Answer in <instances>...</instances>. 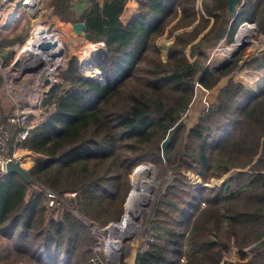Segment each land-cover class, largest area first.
<instances>
[{"label":"trees","instance_id":"trees-1","mask_svg":"<svg viewBox=\"0 0 264 264\" xmlns=\"http://www.w3.org/2000/svg\"><path fill=\"white\" fill-rule=\"evenodd\" d=\"M73 1L50 5L105 46V83L87 79L79 58L69 60L44 99L45 122L22 148L31 182L0 174V239L8 245L0 264H96L104 257L88 225L103 230L122 219L131 175L146 162L173 179L139 262L128 246L121 264H264V86L235 80L242 69L264 71V51L219 71L203 64L206 50L232 41L244 23L264 35V0H244L235 16L229 0H148L127 25L130 0H86L80 14ZM27 31L0 41V50L23 43ZM166 33L174 42L163 59L158 41ZM187 173L204 185L230 175L208 188L194 187ZM33 184L43 190L31 191ZM47 191L60 204L50 215ZM233 247L236 261L227 258Z\"/></svg>","mask_w":264,"mask_h":264},{"label":"rangeland","instance_id":"rangeland-1","mask_svg":"<svg viewBox=\"0 0 264 264\" xmlns=\"http://www.w3.org/2000/svg\"><path fill=\"white\" fill-rule=\"evenodd\" d=\"M76 1H78L79 3L82 2L81 0H74L73 3L75 4ZM242 2L246 3V1L244 0H242ZM254 2H256V0H254ZM39 6H40V9L34 14L25 13L23 15L24 17L23 18L21 17V21L16 26L12 27L9 33H6L5 31L6 33L5 36L7 37L6 39H13L14 37L25 32L26 30H28L27 31L28 34L23 43H16L15 45L8 47L9 48L8 50L10 52V55H9L10 57L8 58V60L4 61L0 58V124L5 122L4 120L5 117L8 118L9 116H12L14 113L19 111V109H17L15 106V102L13 101V98H16L18 95L20 96L21 93H23V89L21 88L23 76H20L19 77L20 79L18 78L19 79L18 80L17 79L18 72L16 69L15 70L12 69V65L17 60L21 62L22 61L25 62L28 59L30 60V56H27L25 53H22V47H19V46H23L29 39L31 32L35 30V28L42 23H46L48 27L53 29V34L58 35L59 37L58 43H60V45L62 46V54H59V56L61 55L60 57L62 60H60L61 63L56 73L58 75L55 74L58 84H56V86L53 88L54 90H57V86L59 87L61 83V77H60L61 71L66 68L67 62L71 60L73 57L79 58L80 64H81V67H80L81 71L83 72L85 77H87V79H89L90 81L93 80L89 74H90V70L94 69V70H97L99 78L94 79L93 81H96L99 83L104 81V78L102 76L101 67L103 66L105 46L103 44L90 45L86 41V38L84 39V36H81L79 38L78 35L73 30L72 26L74 25V23L62 21L61 18L58 16V14H56L54 7L50 5V0H41ZM139 15H140V9H139ZM244 24H250L251 26H254V29H255L254 39L256 40L257 47L251 44L249 45L247 44V46L244 47L241 53L239 54V56H243L242 57L243 60L241 63H243L244 61H247L249 58L255 55L261 54L264 51V35L258 34L256 25L254 23H244ZM240 28L241 26L235 30L232 41L231 39L228 40L227 38H225L221 40L216 46L206 50L207 60L203 63L205 66L212 68L214 66L215 56L223 52L224 48H230L236 43L237 35L240 31ZM173 42H174V36L171 37L169 33H166L158 41V46L160 48L163 59H167V56L169 54V49L172 46ZM17 47L19 48L16 49ZM55 52H57V50H54V53ZM186 52L189 55L190 50H187ZM196 58L197 57L190 56V59L192 62H194ZM56 59L57 58L52 59L50 63H53L54 60ZM83 65H85V67H83ZM51 67L53 68L54 66H51ZM11 69H12V72H11ZM263 76H264V71L255 72V71L248 70V69H242L241 71L236 72L235 80L257 91L258 89L262 87V85H264ZM11 77L12 78L16 77L17 80L11 81L12 80ZM10 86L12 87L11 90H9ZM198 110L202 111L201 108H198ZM43 112L45 113L43 105H42L41 108L36 109L35 112L32 114L34 116L32 120L35 122V128L41 123L45 122L46 118ZM24 158H27V157L24 156ZM29 160L30 159L27 158V161ZM31 162H32V165L36 164L35 160L33 161L31 160ZM142 166L153 167L154 168L153 174L155 175V178L157 179L158 182L160 181L162 183L160 187L154 190L155 200L141 212L140 217L138 218V220H136V224L138 226L137 232L132 234L129 237V239L125 240L124 245L121 247V249H119L117 253L116 259L110 258L108 254V244L111 240V237L113 236L111 229H114L116 225L120 224L123 217L126 215V205H125V213L122 219L118 223H111L107 228L103 230L99 229L94 224L88 225L97 241L95 252L97 253L102 252L103 257H104L102 258L101 256H98L96 259H94L93 262L96 264H99V263L100 264H121L122 257L125 255L128 249V246L129 248H131V253L129 255V258H130V261L133 262L136 260L137 253L140 251L143 253V251L147 248L148 246L147 241L152 240L151 238H149V235L151 234L150 225L156 215V211H157V207H158V203L161 198V195L165 192L166 188L170 185L173 179L172 177L173 173L170 172L164 166H157L156 164L152 162H146L138 166L134 170L133 174L131 175L130 194L133 190V184H134V178H135L134 173L138 168ZM249 169L250 167H247L243 171L251 172ZM0 174L2 175L1 170H0ZM229 175L230 174L226 175L221 180H213L212 183L207 184L209 186L208 188L210 187L214 188V187L222 185V183L226 180V178ZM186 176L188 177L192 185H194V181L197 179L202 184V180L197 175L192 174V173H187ZM194 187H198V186H194ZM34 190L41 192L43 189L33 184L31 187V191H34ZM48 192L54 196L53 199L49 197ZM46 194L48 197L47 203H48V211L50 215L54 209L60 208V204L56 200L57 198L56 194L50 191H47ZM75 196H76L75 193L66 194V198H75ZM58 215H59V212L55 216H58ZM0 244H1L0 254H2L3 252L6 251L8 245L5 243V240L3 239H0ZM254 246L255 245L245 248L244 252H246L247 254L251 256L253 253ZM238 253H239L238 249L236 247H233L231 254L227 257L228 260L236 261L238 257L237 256Z\"/></svg>","mask_w":264,"mask_h":264},{"label":"built area","instance_id":"built-area-1","mask_svg":"<svg viewBox=\"0 0 264 264\" xmlns=\"http://www.w3.org/2000/svg\"><path fill=\"white\" fill-rule=\"evenodd\" d=\"M40 2L41 0H0V30L2 29L8 31L12 27L16 26L20 21L16 22L15 24H11V22H14L16 20L15 18H23L24 13L34 14L37 12L40 9ZM39 28L44 29L39 31V34L36 35L35 32ZM48 29L50 30L49 33L42 34L43 31ZM50 35L56 36L57 39L59 38L57 34H53V29L48 27L46 23L40 24L35 28V30L31 32L27 42L23 46H19L22 47V53L30 56L29 53L26 52V49L33 48L32 45L34 43L35 48L39 52L48 53L57 49L58 43L52 42L49 39ZM48 42L53 43L56 46L49 49H44L41 47L42 43ZM3 56L4 55L0 52V58ZM31 59L32 57L30 56V60ZM23 63L26 64V62L22 61L18 67H16V62H14L12 65V69H16L18 72L17 79L20 76H23L21 83L23 93H21L20 96L18 95L16 98H13L15 106L17 109H19V111L14 113L12 116H9L5 122L0 124V170L2 174H7V165L9 163L19 164L20 166L24 167L25 163L27 162V158H24L21 152L25 142L28 141L32 131L35 129V122L32 120L34 116L32 114L36 109L42 107L45 97L53 92V88L56 86V84H58L55 74L58 71L61 61L58 63V66H55L56 72L53 75H50L47 72L48 69L54 65L53 63L39 60L35 62L32 67H29L31 63L25 66H23ZM83 67H85V65H83ZM17 79L16 77H13L11 81ZM47 81H49V83ZM9 88V90H11L12 87L10 86ZM201 185L202 184L200 181H198V179L194 181V186L199 187ZM48 195L50 198H54V196L49 192Z\"/></svg>","mask_w":264,"mask_h":264},{"label":"bare ground","instance_id":"bare-ground-1","mask_svg":"<svg viewBox=\"0 0 264 264\" xmlns=\"http://www.w3.org/2000/svg\"><path fill=\"white\" fill-rule=\"evenodd\" d=\"M27 5V4H26ZM16 20L14 22H11V24H15L18 21H21L20 18H15ZM41 27V26H40ZM44 28H39L35 34L38 35L39 31H41ZM255 36V29L254 27L250 25H244L240 28V31L237 35L236 43L231 46L230 48H224L223 52L215 56L214 59V65L217 64L219 61L224 59H229L233 52L243 43V41H246V43L249 45H253L257 47L256 40L254 39ZM49 39L52 42H57L58 39L56 36H49ZM33 48L29 49L27 48L26 52L29 53V55L32 57L31 60L25 61L26 64L23 63V66L29 65V67H32L33 64L39 60H42L44 62L50 63L52 59L57 58L53 62V68L50 67L48 69V73L50 75L55 74L56 69L55 66H58V63L60 62V56L59 54L62 53V46L59 45L57 52L54 53V50L51 52H39L35 48V43L32 45ZM90 77L94 79H98L99 75L97 70H90ZM154 168L150 166H142L138 168L135 171V178H134V184H133V190L129 196V199L126 204V215L123 217L120 224L116 225L114 229H111V232L113 233V236L111 237V240L108 244V254L110 258L115 259L117 257V253L119 249L123 246V242L129 237L136 233L138 230V226L136 224L137 217L141 215V212L147 208L152 202L155 200L154 196V190L162 184L160 181L158 182L155 178V175L153 174ZM161 191V190H160Z\"/></svg>","mask_w":264,"mask_h":264},{"label":"water","instance_id":"water-1","mask_svg":"<svg viewBox=\"0 0 264 264\" xmlns=\"http://www.w3.org/2000/svg\"><path fill=\"white\" fill-rule=\"evenodd\" d=\"M243 5V2L242 0H229V9H230V13L232 16H235L238 12V9ZM246 24H243L242 26H244ZM247 25H250V24H247ZM241 26V27H242ZM251 26V25H250ZM254 27V26H252ZM87 29V26L85 23L83 22H79V23H76L74 24V31L78 34V35H83L85 34V31ZM50 30H46V31H43L42 34L44 33H49ZM56 45L53 44V43H42L41 44V47L44 48V49H49L51 47H55ZM247 46V43L246 41H243V43L233 52V54L231 55V57L228 59H224V60H221L219 61L217 64H215L211 69L212 70H216V71H219L221 70L222 68H224L225 66H228L229 64H231L234 59L236 57L239 56V54L241 53L242 49L244 47ZM21 64V61H16V67H18L19 65ZM102 68V67H101ZM49 83V81H47ZM91 82H95V83H99V82H96V81H91ZM105 81L101 82L100 84H104ZM57 89H58V86H57ZM169 141H166L164 143V153H165V156L167 155V152H166V149H167V146L169 145ZM7 173H17L19 174L20 176H22L26 181L28 182H31V177H30V174L29 172L27 171V169H25L24 167L20 166L19 164H14V163H9L7 165ZM205 187H209L208 185H205ZM140 216L137 217V220ZM125 241L123 242V245H124ZM142 256V252H138L137 253V256H136V262L138 263L140 258ZM117 258V257H116ZM115 258V259H116Z\"/></svg>","mask_w":264,"mask_h":264},{"label":"crops","instance_id":"crops-1","mask_svg":"<svg viewBox=\"0 0 264 264\" xmlns=\"http://www.w3.org/2000/svg\"><path fill=\"white\" fill-rule=\"evenodd\" d=\"M82 2L79 3L78 1L75 2L74 4V8L76 10V12L78 14H80L81 12H83V9H85V7L87 6L88 1L86 0H81ZM105 0H101L99 2H101V4L104 2ZM148 0H130V2L128 3L126 10L122 16V20L123 22L127 25L129 24L133 19L137 18L139 15V9H140V3L141 2H145ZM25 14V13H24ZM23 14V15H24ZM24 17V16H23ZM73 30H74V25L72 26ZM6 30H0V41L5 40L7 37L5 36L6 33H9L10 30L6 31ZM76 33V32H75ZM77 34V33H76ZM78 35V34H77ZM81 36H84L85 39V34L83 35H78V37L80 38ZM90 45H93L92 43H90L88 40H86ZM9 48H5L4 50H0V52L4 55L3 57H1L2 60L6 61L8 60V58L10 57V52L8 50ZM264 85H262L263 87ZM261 87V88H262ZM260 88V89H261ZM260 89H258L257 91H259ZM7 118V117H5Z\"/></svg>","mask_w":264,"mask_h":264}]
</instances>
